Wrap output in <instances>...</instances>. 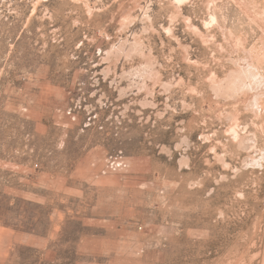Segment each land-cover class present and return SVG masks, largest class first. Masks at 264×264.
<instances>
[{
    "label": "rangeland",
    "instance_id": "rangeland-1",
    "mask_svg": "<svg viewBox=\"0 0 264 264\" xmlns=\"http://www.w3.org/2000/svg\"><path fill=\"white\" fill-rule=\"evenodd\" d=\"M0 264H264V0H0Z\"/></svg>",
    "mask_w": 264,
    "mask_h": 264
}]
</instances>
